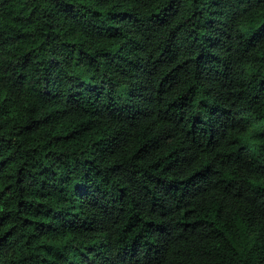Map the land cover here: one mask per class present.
<instances>
[{
    "label": "clouds",
    "instance_id": "1",
    "mask_svg": "<svg viewBox=\"0 0 264 264\" xmlns=\"http://www.w3.org/2000/svg\"><path fill=\"white\" fill-rule=\"evenodd\" d=\"M0 264H264V0H0Z\"/></svg>",
    "mask_w": 264,
    "mask_h": 264
}]
</instances>
